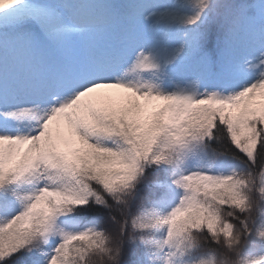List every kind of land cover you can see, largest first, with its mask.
Segmentation results:
<instances>
[{
  "label": "snow or ice",
  "instance_id": "6c2138e0",
  "mask_svg": "<svg viewBox=\"0 0 264 264\" xmlns=\"http://www.w3.org/2000/svg\"><path fill=\"white\" fill-rule=\"evenodd\" d=\"M0 264H264V0H0Z\"/></svg>",
  "mask_w": 264,
  "mask_h": 264
}]
</instances>
